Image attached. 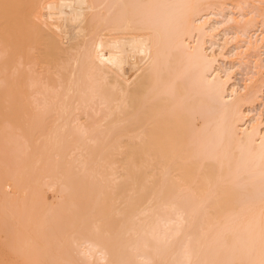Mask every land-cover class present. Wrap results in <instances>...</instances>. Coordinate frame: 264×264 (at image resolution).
<instances>
[{"label":"bare ground","instance_id":"1","mask_svg":"<svg viewBox=\"0 0 264 264\" xmlns=\"http://www.w3.org/2000/svg\"><path fill=\"white\" fill-rule=\"evenodd\" d=\"M0 264H264V0H0Z\"/></svg>","mask_w":264,"mask_h":264},{"label":"rangeland","instance_id":"2","mask_svg":"<svg viewBox=\"0 0 264 264\" xmlns=\"http://www.w3.org/2000/svg\"><path fill=\"white\" fill-rule=\"evenodd\" d=\"M47 197H48V200H51L52 199V196H51V194H47Z\"/></svg>","mask_w":264,"mask_h":264}]
</instances>
